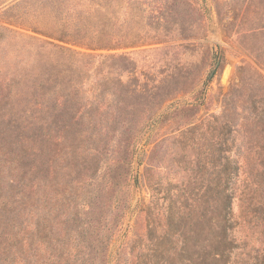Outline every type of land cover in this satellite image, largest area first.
Listing matches in <instances>:
<instances>
[{
  "label": "rangeland",
  "instance_id": "1",
  "mask_svg": "<svg viewBox=\"0 0 264 264\" xmlns=\"http://www.w3.org/2000/svg\"><path fill=\"white\" fill-rule=\"evenodd\" d=\"M105 1L0 0V264H199L224 153L264 213V0Z\"/></svg>",
  "mask_w": 264,
  "mask_h": 264
},
{
  "label": "trees",
  "instance_id": "2",
  "mask_svg": "<svg viewBox=\"0 0 264 264\" xmlns=\"http://www.w3.org/2000/svg\"><path fill=\"white\" fill-rule=\"evenodd\" d=\"M75 1L76 3L69 4L67 13L71 10L74 12L76 37L101 38L102 41L109 38L107 25L105 23L101 25L94 23L98 8L102 11L106 9V1ZM107 45L99 46L98 49L108 50ZM236 88L237 85L234 89ZM228 96H226V99ZM221 112L218 116H212V119L214 118L218 122L221 121L225 128H229L227 122L229 110L225 104ZM234 113H236V110ZM220 160L223 163H221V168L217 172L219 178V200L216 202L217 215L208 220L211 236L208 239L205 255L199 264H255L257 262L258 264H264V251L261 252V256L258 254L252 256L246 244L252 238L255 243L264 246V213L258 215L257 212L253 211L249 217H245L243 212L239 216L234 213V185L239 173L238 165H234L232 159L226 153L221 154ZM195 261L192 260V264H195Z\"/></svg>",
  "mask_w": 264,
  "mask_h": 264
}]
</instances>
